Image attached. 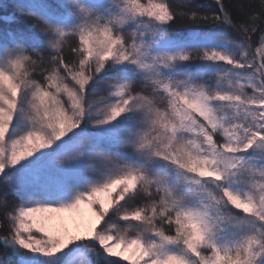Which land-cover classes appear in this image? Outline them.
<instances>
[{"label": "snow or ice", "instance_id": "1", "mask_svg": "<svg viewBox=\"0 0 264 264\" xmlns=\"http://www.w3.org/2000/svg\"><path fill=\"white\" fill-rule=\"evenodd\" d=\"M8 7L0 264H264V0Z\"/></svg>", "mask_w": 264, "mask_h": 264}, {"label": "rangeland", "instance_id": "2", "mask_svg": "<svg viewBox=\"0 0 264 264\" xmlns=\"http://www.w3.org/2000/svg\"><path fill=\"white\" fill-rule=\"evenodd\" d=\"M15 2H16V0H0V3L7 4V5H12ZM13 10L14 9L11 7H8L6 11L3 8H0V16L7 15V14L11 13Z\"/></svg>", "mask_w": 264, "mask_h": 264}, {"label": "trees", "instance_id": "3", "mask_svg": "<svg viewBox=\"0 0 264 264\" xmlns=\"http://www.w3.org/2000/svg\"><path fill=\"white\" fill-rule=\"evenodd\" d=\"M177 2H180V0H177ZM201 2L204 3V4H210L211 0H201ZM226 2H230V0H226ZM231 2H235V0H231Z\"/></svg>", "mask_w": 264, "mask_h": 264}]
</instances>
